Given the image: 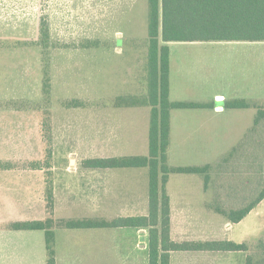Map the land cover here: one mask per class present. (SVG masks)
<instances>
[{"label":"rangeland","instance_id":"1","mask_svg":"<svg viewBox=\"0 0 264 264\" xmlns=\"http://www.w3.org/2000/svg\"><path fill=\"white\" fill-rule=\"evenodd\" d=\"M115 1L108 3L111 9L114 5L118 9L123 3L119 7L123 5L124 10L104 11L111 15L116 12L106 25H110L111 32L118 29L129 33L121 37L94 34L93 41L81 40L88 35L48 33L47 37H53L51 43L43 44V40L48 42L46 27L53 29L58 24L54 23V12L43 10L49 7L48 0H0V192L5 189V209L10 206L14 176L2 171L36 170L41 171L40 177L37 174L32 181H44L45 203L46 191L51 189L58 198V215L69 218L56 221L53 201L51 217L56 222L82 217L111 221L134 214L135 211L114 209L124 203L120 200L122 192H108L109 197L116 195L110 204L112 209H90L84 213L65 214L60 197L65 187L71 190V179L66 174L94 169L86 167L89 159L148 155L147 0ZM22 29L31 40H22L17 32ZM36 29L40 47L33 41L37 38ZM170 61L173 70L177 61L188 67L197 65V61H216L214 70L207 64L202 67L205 72L199 82L195 75L193 80L188 75L181 84L180 77L172 75L169 101L202 102L206 99L197 95L202 92L194 86L205 83L212 70H247L257 77L258 73L264 75V42L173 44ZM230 61H241V68L228 66ZM221 76L222 73L220 80L227 81ZM241 100L249 108L225 109L222 103L219 113L174 109L169 115L166 166H211L206 187L200 175L168 174L165 191L173 198L175 226L186 240H231L247 246L245 252H220L223 264H245L248 257L253 264L264 259V199L238 225L214 208L228 212L246 206L264 188V97L224 99L229 103ZM127 102L133 105L128 107ZM111 170L122 171L123 181L135 184L132 188L143 202L138 212L146 215L148 169ZM175 197L180 200L175 201ZM7 214L0 211V229H8L13 223ZM34 216L41 221L43 213L37 210ZM130 229L92 230L89 238L84 237L77 244L97 263L110 241L90 233L119 237L130 233ZM140 234L145 260L148 232L143 230ZM119 243L111 240V247Z\"/></svg>","mask_w":264,"mask_h":264},{"label":"crops","instance_id":"2","mask_svg":"<svg viewBox=\"0 0 264 264\" xmlns=\"http://www.w3.org/2000/svg\"><path fill=\"white\" fill-rule=\"evenodd\" d=\"M111 0H48L49 7H44L43 10L50 9V12H54L55 19L54 23L57 24L55 28L46 27V35L51 34H64V35H88L82 36L81 40L93 41L94 34H113L115 37H121L124 33L121 30L116 29L111 32L109 23L110 18L114 17L116 12L111 14H105L104 11L109 10L110 5L108 4ZM114 2V1H113ZM115 2H118L116 0ZM121 2V1H120ZM55 3V4H54ZM51 4L54 5L51 6ZM123 4L120 3L119 6ZM36 7V4L33 3ZM118 6L121 11L124 10ZM114 5V11L118 10ZM57 12V13H56ZM122 13V12H121ZM46 14V13H45ZM121 15V14H120ZM106 16H108L106 20ZM65 18V19H64ZM58 19V20H57ZM101 20V21H98ZM59 21V22H57ZM37 38L33 39L37 47H40V34L37 32ZM19 32L22 35L23 41L31 40L29 33L25 29ZM32 33V32H31ZM16 33H14L15 35ZM39 35V36H38ZM16 36H14L15 38ZM29 37V38H28ZM50 38V39H49ZM51 38L47 37V41L43 40V44L51 43ZM19 42V41H16ZM188 43V42H169L160 43V45H166L169 49V72H168V99L171 95V81L172 75L176 74L180 78L181 84L187 80L188 75L190 79L193 80L195 75L196 81L203 79V73L205 70L202 68L205 64L211 66L214 70L216 61H197V65L188 67L183 61H177L176 67L173 70L171 60V46L173 44ZM193 43H211V42H193ZM192 43V44H193ZM39 44V45H38ZM240 63L236 61H230L228 66L230 67H240ZM241 68V67H240ZM210 72V77L205 78V83L202 85H195L194 89L197 92H202L197 94L199 97L206 99L202 102H190V101H170V102H190L198 104L212 105V108L196 109V110H212L214 113H219L222 111L220 106L224 103V99L229 98H241V99H251V98H261L264 97V75L258 73L257 75L249 73L247 70H234L232 72H222L221 70H215ZM224 71V70H223ZM174 73V74H173ZM223 77L227 81H222L219 79ZM228 75V76H227ZM263 76V77H262ZM262 77V78H261ZM199 79V80H198ZM183 95V94H182ZM182 97V96H180ZM130 107V102H127ZM111 158V157H110ZM113 158V157H112ZM109 159V158H101ZM92 160V159H89ZM3 174H12L14 176V181L10 183L11 193L9 197L10 206L5 209V197L2 196L5 193V189L0 192V211L8 212L9 220L12 222H25V221H36L34 218L35 211L40 210L43 213L41 217L42 220L46 218V203L45 195L43 192L44 181H39L38 184L32 181L37 174L41 171L36 170H5L2 171ZM122 171H116L111 169H85L72 171L70 174H66L67 177L71 179V190L65 187L66 191L61 193L63 206L62 209L66 213H76L79 211H88L90 209H99L101 211L112 209L113 201H115V196H108V192H122L124 195L120 198L124 203L114 209H123L129 211H135L133 215H128L127 217H137L143 216L140 211L142 206V196L139 195L135 189L134 183L124 182ZM40 177V176H39ZM3 184L0 182V185ZM1 187V186H0ZM107 193L106 197L105 194ZM12 195V196H11ZM167 195V194H166ZM169 201V219H170V238L173 242H205V241H231V240H197V238H187L182 236V232L178 231L175 226V221L172 214V202L173 198L167 195ZM180 200V198H174ZM183 200L187 199L184 197ZM54 201V216L56 221L60 219H69L67 216H59L58 214V198L53 196ZM98 204L96 207L92 203ZM182 204H186L187 202ZM142 207V208H141ZM140 209V210H139ZM249 214V213H248ZM247 214V215H248ZM29 215L31 218H28ZM80 217V216H78ZM121 217V216H120ZM118 217V218H120ZM15 219V220H14ZM40 219V218H39ZM82 218H74L72 220H83ZM91 219V218H88ZM101 219V218H98ZM41 220V221H42ZM176 220V219H175ZM0 218V222H2ZM40 221V220H39ZM239 223H236L238 225ZM180 225V223H179ZM235 226V225H234ZM111 228H98V229H62L54 228V258L55 264H148L147 262V249L146 257L144 260V250L141 245L143 237L140 232L143 229H130V233L122 234L119 237L112 235H104L102 233H90L97 234L94 236L96 238H103L104 240L110 241V245L103 248V255L100 256L101 259L95 263V261L89 259L81 245L77 242L84 238H89V231L92 230H104ZM118 229V228H117ZM181 230V229H180ZM183 237V238H182ZM103 240V241H104ZM111 240L120 241V243L111 247ZM233 242V241H231ZM235 243V242H234ZM239 244V243H237ZM220 252H201V251H180L170 253L169 264H223L222 259L219 258ZM222 253V252H221ZM225 253H239V252H225ZM219 258V259H218ZM47 254L44 241L43 231H15L10 229H0V264H46Z\"/></svg>","mask_w":264,"mask_h":264},{"label":"trees","instance_id":"3","mask_svg":"<svg viewBox=\"0 0 264 264\" xmlns=\"http://www.w3.org/2000/svg\"><path fill=\"white\" fill-rule=\"evenodd\" d=\"M147 99L150 107L148 127V155L123 158L92 159L85 161L88 168L124 169L147 168V214L137 217L67 220L52 219L53 193L46 191L47 217L42 221L13 222L8 229L15 231H43L46 264H55L54 228L98 229L133 228L147 230L148 264H169L170 253L180 251L245 252L247 246L231 241L173 242L170 238L169 201L165 186L168 174H197L209 182L210 165L166 166L169 138V115L174 109L190 110L212 108L213 105L170 102L168 99L169 49L160 43L169 42H264V0H147ZM45 25H43L44 27ZM42 27V29H43ZM45 28V27H44ZM225 109H247L241 101L224 102ZM261 117L262 114L260 113ZM259 117L255 119L258 124ZM264 188L254 201L235 210L215 211L236 224L262 200ZM259 259L255 264H260ZM247 258L245 264H253Z\"/></svg>","mask_w":264,"mask_h":264}]
</instances>
